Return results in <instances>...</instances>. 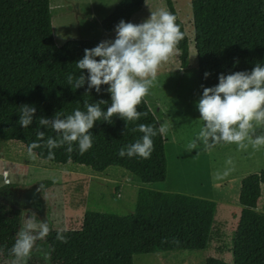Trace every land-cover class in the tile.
<instances>
[{
  "label": "trees",
  "instance_id": "trees-1",
  "mask_svg": "<svg viewBox=\"0 0 264 264\" xmlns=\"http://www.w3.org/2000/svg\"><path fill=\"white\" fill-rule=\"evenodd\" d=\"M146 0H121L100 26L105 33H115V26L131 18ZM184 34L178 44L180 66L188 67L189 42L184 27L177 20L172 0H163ZM194 47L197 56V77L200 98L204 87L218 84L220 74L251 71L256 64L264 65V0H190ZM102 40H70L61 46L54 41L50 0H0V141H15L26 149L32 142L41 143L34 149L38 158L55 165L72 164L102 173L110 167L125 170L142 183H162L166 179L165 139L153 137L154 150L150 158L121 157L119 150L143 135L133 131L140 124L159 127L155 115L143 99L137 111L146 113L135 121L118 116L112 123L97 121L90 130L92 147L80 154L77 145L66 151L67 145L53 149L48 158L44 141L36 133L56 137L50 128L39 126V117L53 118L57 112L64 117L84 103L108 101L107 85L101 92L86 93L87 83L74 89L67 76H79L76 62L84 50ZM99 58H97L98 60ZM210 75L205 78V73ZM87 76V71L83 70ZM36 109L33 122L27 128L19 125L20 106ZM215 145L210 150L216 149ZM53 185L51 181L42 188ZM9 186L0 187V195ZM264 187V170L244 177L240 183L238 203L241 207L231 245V262L207 258L205 264H264V213L256 210ZM216 203L181 193H165L139 188L130 215L87 210L81 227L64 230L67 243L56 239L52 229L44 240H38L30 256V264H133L136 255L155 253L197 252L208 249L214 228ZM23 211L0 199V261L13 259L9 250L22 228ZM178 241V243H177ZM37 248L40 250L38 251ZM42 255H47V262Z\"/></svg>",
  "mask_w": 264,
  "mask_h": 264
},
{
  "label": "rangeland",
  "instance_id": "rangeland-1",
  "mask_svg": "<svg viewBox=\"0 0 264 264\" xmlns=\"http://www.w3.org/2000/svg\"><path fill=\"white\" fill-rule=\"evenodd\" d=\"M120 1L50 0L56 45L85 38L114 40L115 33H105L100 26V22L108 15L99 21L91 8L93 4L97 9L100 7V16L104 14V10ZM172 1L177 20L182 23L189 42L188 67L181 68L177 52L159 68L155 85L144 97L158 124L168 122L171 125L167 135L163 136L167 160L165 181L142 183L134 177H127L126 171L118 167L96 173L83 166L55 165L37 155L33 159L19 142L0 141V180L4 178V181H8L7 171L12 169L9 178L11 182L14 181L12 184L2 185L9 187L7 194L0 195V199L22 209V226L26 217L34 213L37 221H47L54 230H76L81 227L83 214L87 210L132 214L139 188L181 193L211 200L217 205L214 217L216 224L210 234L208 249L192 253L136 255L133 257V264H205L207 258L231 262L232 239L241 209L238 203L240 183L247 175L264 170V146L254 149L249 145L247 150H239L235 144L224 143L216 149L204 150L201 144L197 150L185 151L186 144L195 137L203 122L199 119L197 108L200 91L190 0ZM59 2L62 3L61 11L56 7ZM146 2L138 15L132 17L131 23L144 22L152 11L158 9L168 11L163 0ZM168 99H172L170 118L163 120L158 115L156 104L167 102ZM261 132V129H257V135ZM229 159L232 161L231 165L226 163ZM19 175L21 182L17 181ZM47 181H51L53 185L43 189L42 184ZM261 198L260 209L264 213V191ZM55 224L63 225L55 228ZM42 257L47 262L46 256ZM30 259L27 264L34 263ZM10 261L2 260L0 264H10Z\"/></svg>",
  "mask_w": 264,
  "mask_h": 264
},
{
  "label": "clouds",
  "instance_id": "clouds-1",
  "mask_svg": "<svg viewBox=\"0 0 264 264\" xmlns=\"http://www.w3.org/2000/svg\"><path fill=\"white\" fill-rule=\"evenodd\" d=\"M114 32V40H104L94 48L84 50L83 58L76 62L81 73L78 77L72 74L67 76L68 85L74 89L87 83L86 93L92 89L100 93L101 86L107 85L110 106L105 111L100 105H106L108 101H85L86 111L77 108L66 117L60 112L51 119L39 117V126L56 133L55 138L50 136L46 140L44 131L36 133L38 141H44L43 146L49 150V159L54 158L53 149L64 145H67L66 151L69 153L74 150V144L81 155L88 151L92 147L90 130L97 121L112 123L114 116L135 121L141 115H147L137 111V108L155 85L159 68L178 52L177 46L184 38L176 17L164 9L152 11L150 17L139 24L121 20ZM83 70L87 71V76ZM204 75L207 78L210 74L206 72ZM197 108L203 125L188 141L185 151L197 150L201 144L204 150L221 143L235 144L239 150H247L249 145L254 149L264 146V65L258 63L250 72L220 74L217 85L203 88ZM35 112V107L21 105L19 125L27 128L32 124ZM170 127L168 122L159 123L158 128L140 124L133 131L143 135L134 143L122 147L118 155L150 158L154 150L152 138L158 134L167 135ZM257 129L262 130L260 135H257ZM41 146L35 141L29 144L28 155L35 159L34 149ZM226 163L231 165V159ZM50 231L47 221H37L34 213L26 217L9 250V255L13 257L10 264H27L36 242L44 240ZM56 239L67 243L63 229L57 231Z\"/></svg>",
  "mask_w": 264,
  "mask_h": 264
},
{
  "label": "crops",
  "instance_id": "crops-1",
  "mask_svg": "<svg viewBox=\"0 0 264 264\" xmlns=\"http://www.w3.org/2000/svg\"><path fill=\"white\" fill-rule=\"evenodd\" d=\"M146 1H148V0H146ZM145 1V2H146ZM147 3V2H146ZM145 4V3H144ZM117 5V4H116ZM116 5H111V7L109 8V9H106V10H104V14L103 15H98V12H99V10H100V7L97 9V8H95L94 7V4L92 5V8H91V11H92V13H93V15L95 16V17H97L98 18V20L99 21H101L105 16H109L112 12H113V10H114V6H116ZM144 6V5H143ZM56 7H58L57 8V10H59V11H61L62 10V3L61 2H59L58 4H57V6ZM143 8V7H142ZM141 11V10H140ZM139 11V12H140ZM138 12V13H139ZM135 15H138V14H135ZM131 20H132V18H131ZM130 20V21H131ZM101 23V22H100ZM88 39H90V38H85V39H81V40H88ZM172 99H168V101L167 102H158L156 105V108H157V110H158V115L163 119V120H166V119H169L170 118V115H169V112H170V107H171V101ZM147 103V102H146ZM152 111V110H151ZM152 113H153V111H152ZM154 114V113H153ZM10 172H13L12 171V169H9L8 171H7V178H8V181H4V178H2V180H0V187H2V185H9V184H12L14 181L12 180V182H11V179L9 178V173ZM102 173H104V172H102ZM126 173V175H127V177H132L133 178V176L132 175H130L129 173H127V172H125ZM3 176V175H2ZM130 179V178H129ZM134 179V178H133ZM3 181V182H2ZM18 182H21L22 181V178H21V175H19V177H18V180H17ZM133 181V180H132ZM129 182H131V179H130V181ZM16 189V188H15ZM15 189H12V190H15ZM117 190H118V188H116ZM240 190V189H239ZM263 191H264V187H262V189H261V196H262V194H263ZM239 195V194H238ZM261 200H262V198L260 197L259 198V200H258V202H257V208H256V210L257 211H259V212H261V211H263V210H261L260 209V205H261ZM240 211H241V209H240ZM67 214V213H66ZM239 215H240V212H239ZM239 215H238V218H239ZM236 218H237V215H236ZM215 222H216V220H215ZM61 225H63V224H55L54 225V227L55 228H57L58 226H61ZM64 229V228H63ZM213 230V229H212ZM212 232V231H211Z\"/></svg>",
  "mask_w": 264,
  "mask_h": 264
}]
</instances>
